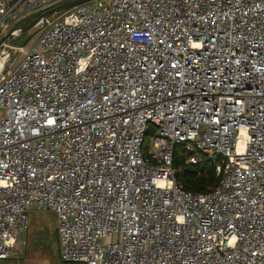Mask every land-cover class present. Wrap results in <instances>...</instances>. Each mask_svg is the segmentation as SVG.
Returning a JSON list of instances; mask_svg holds the SVG:
<instances>
[{"label":"built area","instance_id":"2783aa9c","mask_svg":"<svg viewBox=\"0 0 264 264\" xmlns=\"http://www.w3.org/2000/svg\"><path fill=\"white\" fill-rule=\"evenodd\" d=\"M68 1L0 0V38ZM37 27L0 79V261L35 209L64 263L264 264V0H93ZM177 146L211 192L178 183Z\"/></svg>","mask_w":264,"mask_h":264},{"label":"rangeland","instance_id":"374dc122","mask_svg":"<svg viewBox=\"0 0 264 264\" xmlns=\"http://www.w3.org/2000/svg\"><path fill=\"white\" fill-rule=\"evenodd\" d=\"M64 13L65 12L51 16L48 20L51 19V21H53L58 17H61ZM40 14L41 13H34L28 19L30 22L26 25L35 20ZM39 28L36 27L29 33H21L18 37L11 38L9 41L11 44L5 47V49L9 50L14 46V49L12 50L13 67H16L23 57V52H16V50H18L29 35H33L32 40L26 47L30 46L39 35ZM12 44L13 46H11ZM57 227L58 217L53 211H40L34 209L30 213L28 231L19 241V252L15 254L16 256L14 255L8 260L0 261V264H75L64 263L60 259Z\"/></svg>","mask_w":264,"mask_h":264},{"label":"trees","instance_id":"16d2710c","mask_svg":"<svg viewBox=\"0 0 264 264\" xmlns=\"http://www.w3.org/2000/svg\"><path fill=\"white\" fill-rule=\"evenodd\" d=\"M183 148H175L174 167L177 170V181L186 190L194 193H209L218 184L219 178L211 160L203 157L197 164L186 163V156H181Z\"/></svg>","mask_w":264,"mask_h":264},{"label":"water","instance_id":"95a60500","mask_svg":"<svg viewBox=\"0 0 264 264\" xmlns=\"http://www.w3.org/2000/svg\"><path fill=\"white\" fill-rule=\"evenodd\" d=\"M90 1H93V0H70L59 6L48 9L43 14L39 15L31 23L24 26L23 28H20V32L22 34L29 33L30 31L34 30L38 26L41 20L48 19L51 16H55L63 12H67L75 7H78ZM15 31L16 29L11 30L6 36H4L0 40V79L13 67L12 50L14 49V46L12 44L11 46L13 47H11V49L9 50H6L5 47L11 44V42L9 41L11 40V38H14ZM32 38H33V35H29L28 38L23 42V44L18 48V50L26 47L28 43L32 40Z\"/></svg>","mask_w":264,"mask_h":264},{"label":"crops","instance_id":"0c3cea01","mask_svg":"<svg viewBox=\"0 0 264 264\" xmlns=\"http://www.w3.org/2000/svg\"><path fill=\"white\" fill-rule=\"evenodd\" d=\"M17 252H19V251L17 250V251L15 252V254H17ZM15 254H14V255H15ZM15 256H16V255H15Z\"/></svg>","mask_w":264,"mask_h":264}]
</instances>
